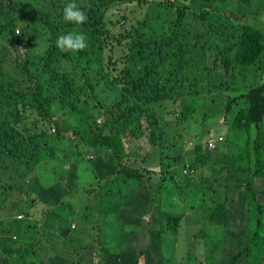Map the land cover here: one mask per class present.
<instances>
[{
  "label": "trees",
  "instance_id": "16d2710c",
  "mask_svg": "<svg viewBox=\"0 0 264 264\" xmlns=\"http://www.w3.org/2000/svg\"><path fill=\"white\" fill-rule=\"evenodd\" d=\"M251 1L74 0L88 18L77 26L62 19L63 7L73 0H0V234L5 236L0 264H9L11 250L18 252L10 233L17 235L29 255L28 264H45L43 253L50 231H65L57 227L61 222L55 218L52 228L50 223L40 226V213L32 215L36 200L19 184L30 177L32 185L43 183L41 163L50 160L41 158L50 151L57 152L60 161L53 167V173H59L57 183L47 187L48 206H53L56 188L68 186L72 187L69 196L86 202L88 193V202L107 206L106 215L111 214L112 221L98 216L84 227L94 229L91 234L85 229L80 235L88 259H97L98 264H168L169 254L159 252L165 233L158 228L163 225L167 232H176L180 218L170 214L165 220L162 216L164 206L171 203L163 168L169 163L171 170L165 173L172 179L177 175L172 166L183 156L167 157L165 153L168 145L175 147L183 137L182 125L194 118V106H203L198 96L206 83L207 93L224 97L219 101L213 98L217 107H224V114L211 115L224 116L221 125L235 139L246 137L253 153H249L252 156L246 166L215 169V173H229L235 186L233 196L238 195L226 203L215 198L216 203L213 179L205 175L204 167L197 170L196 163L209 153L205 145L203 150L202 145L191 142L192 158L196 157L187 164L189 169L184 166L183 174L200 175L187 183L193 186L192 181H200L204 185L194 188L208 191L200 202L215 201L217 212L211 215L212 222L217 223L222 211L232 209L241 214H228L234 219L229 232L234 248H227L225 256H229L227 264H249L248 251L256 240L251 232L262 226L264 218V22L259 26L244 22L234 10L248 8ZM26 15L30 16L27 20ZM32 15L43 27L28 26ZM73 30L86 35L87 47L76 53L57 49L56 38ZM37 34L48 40L49 46L40 60H33L20 51L19 44L26 48L39 44ZM235 78L240 86L230 89ZM187 91L192 97L185 95ZM207 118L205 114L198 122L204 126ZM144 139L146 148L141 145ZM223 145L226 149L228 143ZM84 158L98 161L96 173L104 180L131 182V193L108 184L101 187L99 177L82 190L70 162ZM151 174L154 177L147 178ZM108 188L113 189L112 195ZM76 207H72L74 212ZM81 209L87 212L89 206L81 203ZM47 212L49 216L52 210ZM22 213L37 219L26 225L31 233L15 228L27 220L17 219ZM148 222L153 225L152 232ZM67 229L71 231V225ZM258 238L261 243L262 237Z\"/></svg>",
  "mask_w": 264,
  "mask_h": 264
},
{
  "label": "rangeland",
  "instance_id": "374dc122",
  "mask_svg": "<svg viewBox=\"0 0 264 264\" xmlns=\"http://www.w3.org/2000/svg\"><path fill=\"white\" fill-rule=\"evenodd\" d=\"M263 8L264 0H252L248 8H235L234 12L235 14L242 15V17L244 18V22H255V24L259 26L264 22V10H262ZM255 9L261 11L255 12ZM129 14L131 18L134 17L131 13ZM28 18H30V16L26 15L25 20H27ZM32 18L33 15L28 24L29 27H43L42 24L38 23L35 19ZM18 23L22 25L24 23V19L19 21ZM35 41H37L39 44L33 43V45L29 48H25V46H23L22 51L30 54L33 60H40V57L48 49L49 41H43L39 34H37ZM239 82L240 80L235 78L229 85V88L233 89L235 86H240ZM201 85H203V81L201 82ZM206 86L208 88L207 83ZM207 88L200 87L198 99L203 106H194L196 110L194 118L192 119V121L182 125V128L184 129L182 133L183 137L176 142L175 147L169 148L170 146L168 145V149H166L165 153L167 157H172L175 154H182L183 156L182 159L176 163V165L172 166V170H175V172H177V175L172 178L174 180L170 179L172 177L171 175L165 173L166 170H171L168 168L169 163L164 165L163 168V176L168 179L166 189H168L171 203H168V206H164L162 216L165 220L170 214L180 218V227L176 232H167L166 227H164L163 225L158 228V230H161L165 233V236L163 237L165 239L163 240V250L159 252L164 251L166 254H169L167 260L168 264H227L229 256H225V250L227 248H234V240L229 236V232H231L233 229V227L231 226L232 216L228 214L231 213L235 216H241V214L236 215V211H233L232 209L231 211L228 210L227 213L226 211H222L223 216L218 219L217 223L210 224L211 215L217 212V210L215 209V205L209 202V200L205 199L200 202L203 198V193L207 195L206 192L208 191L198 192L194 190V188L204 187V185L199 184L200 181H192L193 186L187 183V181L189 180L199 178L200 175L195 177L192 175L184 176L183 174L184 166L188 164L190 160H194L195 158H192L194 145H202V149L204 150L205 141H209L210 138H217L221 132H225L226 135L228 134V141H226L225 139V143H228L227 148L225 150V145H221L218 151H209V153L206 152V156L212 157L214 161L212 163L210 161L205 163V175L212 176V173L209 172H211L213 164H215L219 169L226 167L230 170L239 166H246L248 164L249 156H252V154L249 153H253L251 148H249L248 144L246 143V137H244L242 140L235 139L233 133H230L224 125H221L224 124L222 118H216L215 115H211L214 112L223 113L224 107H217L216 104H213L211 102L210 98L213 94L207 93ZM190 92L191 91H187V94L185 95L188 97H192L191 94H188ZM108 93L110 96L109 98H112V93L110 91H108ZM221 98L224 100V97ZM189 109L191 110V107H189ZM205 114L208 115V118L205 122V125L203 126L200 124V122H198V120H200ZM71 135L72 132L70 130L69 136ZM191 142L194 143V145ZM244 143H246V145H244ZM76 144L77 143H75V145ZM141 145L145 148L148 147L146 139L141 141ZM224 150L225 154L223 155L222 153L224 152ZM56 153L57 152L50 151L49 153H45L42 155L41 161L47 162L50 160V163H41L43 167L41 172L44 174V177L40 181L43 183L32 185V183L34 182L32 177L26 178L19 182L20 185L31 191L30 198L36 200L37 206L32 209V215L40 213L39 224H51L54 221L53 218H55L57 221L61 222L57 227L67 229L73 222H75L79 227L76 230H73L70 234L71 236H75L78 233H81L80 228L87 224V222L96 221L98 216L106 222L107 220L112 221L111 214L106 215L108 211L107 206L102 208V206L99 204L95 206L93 202H88V193L87 195L85 194L86 202H80L78 197L69 196V190L72 187L68 186L67 188L69 189L63 188L61 186L56 188V199H54L53 201V206H48L49 203L46 202L47 200L50 201V199L47 198L46 195L47 187L50 188L55 185L57 183L56 181L59 175V173H53L54 165L57 163V161H60V159L56 156ZM207 154H209V156ZM117 160L118 159L114 160V162H116ZM130 164L138 165L140 163L130 162ZM88 165L91 167L93 176L90 173L87 175V171H85L81 167H75L72 169V173L77 177L80 188L84 190L86 179H91L92 183L95 182V177H99L101 179V187H103L105 184V180L101 177V175L95 173L98 161L95 160L93 162H89ZM59 168L60 167L58 166L56 167L58 171ZM65 170H67V168H65ZM148 171L152 173L150 170ZM152 177H154L153 174H151L147 178ZM214 177L215 176H213V178ZM216 177L219 178V176ZM39 179L40 176L38 174L37 176H35V181ZM2 181L4 182L5 180ZM110 184L114 185L116 189L122 188L121 182L110 181ZM31 186H33L34 188H32ZM108 189L112 191L110 192V195H112L114 192L113 189ZM61 198H63L64 201H59L57 203V200ZM215 198H217L218 203L224 202V199L221 197L215 196L214 200L216 201ZM91 199L93 201L96 200L94 199L93 195H91ZM27 201L30 204V200L27 199ZM81 203L84 206H89V210L87 212H83L82 209L81 212H79ZM74 206H77L79 208V211L74 212L72 208ZM48 210H52L51 215H49L51 216L50 218L49 216H46V214L48 215ZM89 211L94 212L90 214ZM28 212H31V205ZM86 214H88V219L85 218ZM262 214H264V210L262 211ZM115 218L116 220L118 219L117 216ZM26 219L27 220L25 222H20L17 224L18 228L24 233H31L26 229V225H31V220L36 221L37 219H31L28 215H26ZM261 224V227L254 228L251 232V237L254 238L255 236L254 239L256 240L253 241L251 248L248 251L249 258L247 260H249V264H264V218ZM124 229L126 230L127 228ZM110 230L113 231L114 226ZM153 230L154 229L150 230V232H152ZM155 230L157 229L155 228ZM254 231L257 233V236L254 235ZM146 232L149 233V231ZM138 235L142 237L143 233H140ZM258 236H261L263 239L261 243H258ZM25 237L26 235L22 234L21 239L24 240ZM147 237L148 236L145 234V239ZM29 241L31 240L29 239ZM28 260L29 255H26L19 261V264H26Z\"/></svg>",
  "mask_w": 264,
  "mask_h": 264
},
{
  "label": "clouds",
  "instance_id": "9594fccd",
  "mask_svg": "<svg viewBox=\"0 0 264 264\" xmlns=\"http://www.w3.org/2000/svg\"><path fill=\"white\" fill-rule=\"evenodd\" d=\"M62 19H63V21H65L67 23H71V24H75L77 26H81L87 22L88 18H87L86 13L84 11H82L81 8L78 6V4L76 2H74V0H73V2H70L63 7ZM19 33L20 32L17 30L16 34L19 35ZM23 46H24L23 44H19V49L21 52H23L22 51ZM55 46L57 47V49H59L62 52L76 53V52L84 50L87 47V37L83 32H81L79 30L69 31L65 34L59 35L56 38ZM212 94L213 95L210 98V100L213 104L217 105V103L213 102V98L216 97V101H218L221 97H217V95H216L217 92H213ZM223 117L224 116H222L221 118H223ZM99 122H100V120H99ZM52 132L53 133L55 132L54 128L52 129ZM224 135H225V133L219 134L217 138H210L209 141H205L204 145L206 146V148L209 151H216L217 149L220 148L221 145H223V143L225 141ZM225 150L223 153H225ZM90 158L92 159L93 156L92 157L90 156ZM132 158H134V157H132ZM209 161L212 163L214 160L212 157L203 156L201 158V163H196L197 170H200L201 168H203L205 163L209 162ZM88 163L89 162L85 161V158H84L81 161L70 162V166L72 169L75 167H81L82 169L87 171V175L90 173L93 176V172H91V167L88 165ZM185 168L189 169L187 164L185 165ZM215 169L219 170V168L215 164H213L211 172H209V173H212V176L206 175L209 178L213 179V182L211 185H212V188L216 191L215 195L217 197L223 198L224 199L223 201L225 203H226V201H229L231 198L238 197V195L233 196V194L235 192V186L228 179L229 173H225L224 170L220 171L218 173H215ZM95 173H96V169H95ZM100 174H101V172H100ZM213 176H215V177L213 178ZM216 176H219V178H217ZM243 180H244V176H243ZM90 181H91V179H86L85 183L88 184ZM110 181L121 182L122 183L121 189H123L126 194H130L131 191L133 190V184L131 182L124 184L122 181L115 180L114 178H111L109 180H105L104 186H106L108 184V185H111L114 189H116V187L114 185L110 184ZM243 184H245L244 181H243ZM219 189H220V192H219ZM212 203L215 204V201ZM76 208H77V211H79V208L78 207H76ZM79 212H81V208H80ZM83 212H85V211L83 210ZM231 216H232V223H234L233 215H231ZM17 219L19 221H24V220H26V216H25V214L22 213L19 216H17ZM211 222L212 221H210V223ZM44 224L45 223H40V226H43ZM51 224H50V228H52ZM90 224L91 223L87 222V224H85L83 226V228L87 225H90ZM78 227H79L78 224L73 222L71 224V231H69L66 228H65V231L67 230L68 232H65L64 230L61 233H58L56 231H50V233L48 235L50 237V242L47 243V247L45 248L44 253H43V258L45 259V264H52V263H55V264H57V263H65V264L72 263L73 264V262H72L73 259L77 260L78 264H98L97 259L96 260L95 259L90 260L87 258L86 250L83 247V244L81 242V236H80L81 233L85 229H87L90 234L94 229L92 227H86L84 229H81V233H78L75 236H71L70 235L71 232L73 230H76ZM15 228H18V227H15ZM8 237H11V239L13 240L11 242H13L14 244H18V252L15 253L14 250H11L12 254H10L8 256L9 257V264H19V261L21 259H23L27 255V253L24 250L22 244L18 241L17 235L10 233V235ZM4 239H5V236L3 234H0V247L4 246L3 242H2ZM20 247H22V248H20ZM26 264H28V262Z\"/></svg>",
  "mask_w": 264,
  "mask_h": 264
},
{
  "label": "crops",
  "instance_id": "0c3cea01",
  "mask_svg": "<svg viewBox=\"0 0 264 264\" xmlns=\"http://www.w3.org/2000/svg\"><path fill=\"white\" fill-rule=\"evenodd\" d=\"M223 133H225V132H221L220 134H223ZM135 186L137 187V184H135ZM113 220L116 221V218L114 217ZM214 223H215V222H211L210 224H214ZM147 226H148L151 230L154 229V228H153V225H152L151 223H149V222H148V225H147Z\"/></svg>",
  "mask_w": 264,
  "mask_h": 264
},
{
  "label": "built area",
  "instance_id": "2783aa9c",
  "mask_svg": "<svg viewBox=\"0 0 264 264\" xmlns=\"http://www.w3.org/2000/svg\"><path fill=\"white\" fill-rule=\"evenodd\" d=\"M213 146V145H212Z\"/></svg>",
  "mask_w": 264,
  "mask_h": 264
}]
</instances>
